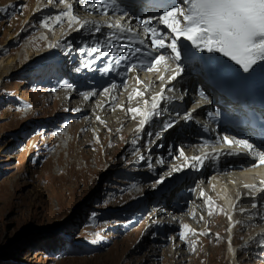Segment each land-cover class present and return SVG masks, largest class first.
Here are the masks:
<instances>
[{
	"label": "rangeland",
	"instance_id": "rangeland-1",
	"mask_svg": "<svg viewBox=\"0 0 264 264\" xmlns=\"http://www.w3.org/2000/svg\"><path fill=\"white\" fill-rule=\"evenodd\" d=\"M23 2V0H0V9H3L0 11L1 45L7 41L4 42L5 32L8 34L13 32V35L24 25L19 26V21L13 27L9 26L12 15L15 13L14 9L17 10L16 15L21 14L22 8L19 6ZM59 26L56 25L54 30H58ZM35 32H27L17 41L18 43L14 42L4 47L5 51L0 53V56L14 55ZM74 37H72L73 40H67L72 43L71 50L66 47V44L59 50L67 61H72L71 57L76 54L74 43L76 38ZM16 44L19 46L17 47ZM74 60L78 61L75 57ZM75 61L70 65L61 61L60 67L64 72L61 69L59 71V66L55 71L53 67L49 68L50 65L43 62L1 79L0 264H152L153 262L167 264L174 258H181V264H231L230 259L227 261L226 244L228 243L224 237L227 230L226 226H222L226 222L224 210L218 207L221 202L217 197L211 196L214 204L212 214L219 212L218 218L221 221L220 224L222 223V230L218 232L210 224L211 230L207 236H194L193 240L196 241V247L199 250L196 249L194 252L191 250L190 253L195 255L198 252L199 259L196 258L194 261L185 255L176 257L171 254L166 255L168 260H165L164 252L171 251L173 248L169 247L171 241L175 239L176 242L182 241L178 238L177 224H169L173 226L172 231L176 235H173L171 231L162 232L165 221L168 219L166 213L153 216V207L163 204L160 200L163 193L160 187L162 185H157L156 180L160 178L165 181L170 177L172 173L170 165L174 164V159L179 157V151L189 150L190 145L185 148L179 144L175 145L176 153L167 161L168 164L161 168L160 176L154 175V169L163 161L162 157L157 155L154 158L152 170L136 159L144 152V149L148 151L150 148L147 146L148 142L140 150L133 147V141H138L140 136L131 139L132 136L129 135L130 137L122 138L121 142H118L117 136L114 137L117 143L110 144L109 147L110 157L117 158L115 165H108L107 158L110 157L107 153L104 157L103 143L98 142L95 147L85 146L83 143L86 138H84L80 139L78 146L75 141L69 142L67 145L71 148L67 151L66 147L58 145L59 133L63 132L67 122L61 117L65 115L64 118H67L70 115L59 112L51 117L53 102L45 96L42 98L40 93L50 94L51 85L57 86V83L64 82L66 76L69 79L78 66ZM143 77L145 75H140V79ZM158 86L160 84H156V87ZM193 87L194 84L191 83V90ZM123 88H126V84L121 86L120 83V88L117 90ZM138 88L135 86L136 90ZM128 91L136 93L133 88H126V93ZM140 91L145 93L148 91V95L150 92L146 87ZM155 91L156 88L151 94ZM81 93L84 95L82 91ZM184 108L188 111L189 107L185 105ZM167 112L170 113L169 110ZM47 113L48 116L38 118ZM172 115L178 119L181 118V114L177 115V111ZM27 118H29L28 122L21 127L22 121ZM134 123L137 124L135 121ZM164 125V123L158 125L154 134L161 132ZM15 128L18 130L16 131ZM162 134L164 132L159 134L160 137ZM67 136L69 138L70 135ZM129 147L132 148V152L126 153ZM60 148H62L60 154H55ZM65 152H67L66 156H71L72 161L68 160ZM73 152L85 157L81 159L80 166L73 163L72 156L76 155ZM84 161L88 164L87 166ZM183 185L188 191L181 188L180 193L185 196L189 206L191 205L190 194L193 192L190 189L194 188L195 183L186 179ZM155 190H160V193L157 194ZM170 191L175 192L173 188H170ZM260 199L258 207L264 212V198L260 197ZM249 208H252L251 204H240L238 214L234 215L235 219L243 221L244 217L243 219L240 217L241 210ZM183 212H185L183 209L177 210V217ZM197 214L205 216V211H197ZM206 216L211 222L215 221L209 214L206 213ZM145 218L147 221L144 220ZM150 224L152 227L149 228ZM193 224L194 228L196 226L199 229L205 226V221L201 223L199 220ZM241 226L242 224L238 227V231L236 230L234 240L236 247L242 248L236 264H264V240L252 241V244L244 247L249 234L245 227ZM122 240L127 241L121 245ZM154 246L156 248L152 252L150 249ZM165 247L167 249L164 251ZM204 247H209L208 251ZM182 250H185V245L182 246Z\"/></svg>",
	"mask_w": 264,
	"mask_h": 264
},
{
	"label": "bare ground",
	"instance_id": "bare-ground-1",
	"mask_svg": "<svg viewBox=\"0 0 264 264\" xmlns=\"http://www.w3.org/2000/svg\"><path fill=\"white\" fill-rule=\"evenodd\" d=\"M23 1H24L22 4L23 7H21L22 5L19 6L22 8L21 14L16 15L15 13L17 10L13 8L15 10V13L12 15L13 18H12V21H10L9 26L13 27L16 24V22H19V21H20L19 26L22 24H24V25L22 26V28L19 31H15V33L13 35H12L13 32L11 34H8L7 32H5L4 42L6 40L7 41L3 45H1V42H0V53L5 51L4 47L8 46L9 44H13L14 42H17L23 35L25 36L27 32H31V33L33 31H36V32H35V34H31V36L28 37V40L22 44V46L15 52L14 55H12V56H9V55L8 56H0V85H1L2 77H6L12 73H16V72H20L23 70H27L29 68H33V67H35L38 64H41L43 62H45V64H48V66L50 65L49 68L53 67L55 69V71L57 70L58 66H59V71H61V70L63 71V68L60 67V64H61V61L64 58V56L62 55V52L59 50H61L60 49L61 47H64L67 40L72 39V37H74V36H75L74 38H76L81 33V32L80 33L73 32V31L69 30L66 19H64L60 24H58V25H60L58 30H54L56 24H54L53 21L50 20V17H54L55 14H57L59 11L66 10L63 5H60L57 3V4H54L52 6H49L47 4V0H23ZM81 1H85V4H88V2H89V0H79V3H75V0H66L67 3L75 4L74 14L77 16V18L80 21H82L83 19L86 21L89 18L88 17L89 15L87 16L84 13V12H86L85 10H83L81 8L78 9ZM93 1L94 0H92V2ZM13 2H15V1H13ZM116 2L118 4L125 6V10H126L127 14H126V18L124 21H127L130 24L135 23L134 14L142 15V16H144V19H148L150 16V13L155 11L152 7L144 6V5L139 6V5L128 4L125 0H116ZM49 14H50V16H48ZM4 16H6V14ZM120 17L121 16L116 18V20H119ZM4 20L6 21V19H4ZM42 20L48 21L50 23V25H52L51 31L49 29H45L39 25V22ZM19 26H18V28H19ZM157 27H162V26L158 25ZM7 36H8V38H6ZM53 42H59V46L55 47V48H49L48 45L53 43ZM18 46L19 45H17V47ZM12 49H15V48H12ZM183 55L186 57H189V56H191V57L184 59V56H182L181 63H183V64H180L181 77L178 79L177 82H174L173 91H166L164 93V95L166 97H168L167 100H170L171 102L174 99V96H176L174 93H177L176 89H178L179 86H180V88H182L184 90V92H185L184 95L187 96V98L185 99V101H183V103L188 102L189 97L192 93L193 89L191 90V83H192V80L194 78V74H192L190 69L185 67L186 63H189V64L197 63V64L202 65L203 72L207 75V77L206 78L198 77L197 81H199L200 82L199 84L203 87L204 90H206V85L204 82L210 81L211 74L215 73L219 67H221V66L223 67V65L225 63L229 62V58L223 57L222 54H215L214 55V54L208 53L206 51H204L202 53L199 50H196L192 55H191V53H184ZM74 57L77 58V56L74 54V56H72L71 59ZM134 60L138 64L140 62H142L141 54L138 53L135 56ZM73 62H72V64H73ZM75 62H77V61H75ZM61 66H62V64H61ZM175 67H176L175 63H173L171 61H167L164 66H159L157 68L158 69L157 71L146 72L145 77H143L142 79H140V77H139L138 79L141 81L140 84H137V79L135 78V76H133L136 73L130 74L129 78H127V80H126V82H127L126 88H128V89L133 88V90L136 91L135 86H138L139 90H143V87H146L147 90L150 89V92L148 95L147 94L148 91H147L145 93V97L144 96L143 97H137L136 93H133V91H128L126 93V88H123V89H125V91L122 89L123 92H122V90H117L118 88H120L118 86V81H119L118 75H115L111 78V83L114 82L117 85V87L115 89H113L110 93L105 94V95H95L87 101L84 100L83 97H84V95H87L89 92L84 91L83 92L84 95H82V93H81L82 89H86V88L90 87L91 92H94V88L89 86L87 84V82L85 81V79H81V78L78 79V76L82 74L81 71H79V72L73 71L76 74V76H75V79L73 80L75 84H73L74 86L72 89H66V87H65L66 83L65 82L57 83L58 84L57 86L55 84L51 85L49 87L50 94L45 93V92L40 93L42 95L41 96L42 98H44V96H45V98L51 99L53 102V104H52L53 109H51L52 110V112H51L52 116L51 117H54V115L59 113V112H66V113H69V115H70L67 118H64L65 115H63L61 117V119H63L64 121H67V122H66V125L64 124L65 127H63V132L59 133L58 145L61 147H66V151H67V150H69V148H71L70 146L67 145L69 142L75 141L76 146H78L80 144V139L82 140V139L86 138V141H84V143H83L85 146L95 147L96 143H98V142L103 143V145H104V148H103L104 157H105L106 153L109 154V157H110L111 153H110L109 145L110 144L115 145L117 143V140L114 139V137L117 136L118 142L119 141L121 142L122 138H126L127 136L130 135V136H132L131 139L139 137V136L141 137L138 139V141H136L135 147L133 146L134 148L140 150V148H142L144 145H146L147 141L150 140L151 137L139 135L136 132V129L139 127V121H140V119H142V117L137 115L136 118L133 119L132 118L133 114L128 113L127 109L129 107H138V108H141L143 110L145 108L144 100H146V99L149 101L148 107L150 108L151 97L156 95L158 92H160V91H155L154 93L151 94L152 89L156 88V84H158V85L159 84H161V85L167 84L168 83V77L172 74L171 68L174 69ZM141 69H143V68H141ZM255 69L260 76L264 77V63H261L260 66L255 67ZM135 71L137 72V74H138V71L140 72V70H135ZM160 75L164 76L163 81H159L158 78ZM45 77H47V76H45ZM112 80H114V81H112ZM110 84H109V86H110ZM99 85H102V83H100ZM44 93L46 95H44ZM205 93H206V95H208V98L211 99V101L217 102V104L219 106H222L224 108L228 107L229 102L223 101L222 103H219L220 97L218 95L208 93L206 91H205ZM112 97H115V99L113 100ZM141 98H142V100H141ZM139 101H140V104H139ZM174 102H176V101H174ZM174 102H172V105L176 104ZM28 103H30V102H28ZM115 104H117V105H115ZM163 104H164V101L162 102V105ZM201 104H202V101H201ZM172 105L168 106V109H165L162 106V108L164 109L163 116L158 117L157 120H154L145 126V132H151L154 134V132L156 131L155 129L158 127V125H160L161 123L166 124L169 117H171L172 119H176V125L174 128L168 129L167 131L161 130V132H158L157 134H161L162 132H164V134H162V137L156 143H149L147 145L150 147L149 149H151V152L149 155L150 160L153 161L154 158L157 157V155L162 157V160H163V163L156 165V168L154 169V171H155L154 175L155 176H160L162 173L161 168H164V166H166V164H168L167 161L171 157V155H169V151L173 146H175L176 144H179V145L183 146L184 148L188 145L194 146V144H192V143L197 142V141L200 142L199 137H200V135H202V130L200 129V127L195 128V125H193L192 122H191V124H188L183 119L182 115L180 116L181 117L180 119H178V117H176V116L174 117L172 114H174L175 111L172 108ZM76 108H80V109H82V111L81 112L72 111V109H76ZM240 109H242V105H238V108H237V111L235 114H237L238 111H240ZM243 109H245V107H243ZM167 110H169L171 114L169 112H167ZM227 112L230 113L229 110H227ZM203 114H204V108L200 107L195 111L194 116L203 115ZM230 114H232L231 118L234 119L235 114H233V113H230ZM44 116H48V113L46 115H43L42 117L39 116L38 118H44ZM97 116L100 117V119L103 121V123H100V121H97V119H96ZM194 118L192 120H194ZM28 120H29V118L24 119L22 121L21 127L24 126L28 122ZM134 121L137 124H135ZM195 124H197V121ZM129 127H131V128L128 129ZM16 128H15V130L17 131L18 129H16ZM67 135H70L69 138ZM61 149L62 148H60L59 150H56L55 154L59 155ZM131 149H132L131 147L127 148L126 153H131L132 152ZM227 150L228 151L231 150V151L236 152L232 148L229 149V147H227ZM146 152L147 151H145V149H144V152H142L136 158L138 161H140V163H145L144 161H141L139 159V157L141 155L145 154ZM184 152H185L184 157H181L179 155V157H177V159H174V164L172 163V165H170V167H172L171 171H170V172H172L170 175V178H167V180L162 181V183L160 184V185H162L160 187H162L161 191L163 192L162 197H160V200H162L163 204L162 205L157 204L155 207H153V216H158L159 214L166 213V217H168V219H166L164 227H163L164 231H162V232H164V233H166L167 231H171L173 234V231H172L173 226L172 225L169 226V224H177V230H178L177 234H179V232L181 230H183L182 225L188 224L189 227L194 230L195 234H193L192 232L187 233V242H179V241L176 242V239L171 241L169 247L171 248V246H172L173 247L172 250L171 251L166 250L167 247H165V249H163L164 251L166 250L164 252L165 260H168V258H166V255H171V254L173 256H176V257L185 255V256H188V258L190 260L192 259L194 261L196 260V258L199 259L200 257L198 258V252L195 255H192L190 253L192 250L191 241H193L194 236H197V235H200L201 237L205 236V235H202L201 233H204V232L209 233L211 230V229H209L210 224L212 225V228H214V230H216V231L222 230V226L223 227L226 226V222L221 226L222 223L220 224L221 221H219L220 219L218 218L219 212L216 214L209 215V216L213 217V220H215L214 222H211L210 220H208L206 213L207 214L209 213V209L207 206L204 205V202H203L204 199H207L211 196V197H217V199L219 201H224V200H226L227 196L229 195V192L234 191V188H232V185H229V183L226 181L227 178H234L233 174H230V175L227 174L230 170H235V169H233V167H232V169H229L227 167V165L222 164L220 167L221 171H217L218 176L208 179L207 177L210 173V168L212 167V164L208 163V165L203 170H201L200 172H198L197 170H195L194 168H191V167L185 168L184 167L185 159H187V161H188V159L190 158L189 154L191 153V150L190 149L184 150ZM66 153L67 152H65V156H66ZM73 153H75V152H73ZM115 153H116V151H115ZM194 153L196 155L198 153V150L195 151ZM237 155H239V153L236 155H231V156L233 158H236ZM66 157L68 158L69 161H72L71 156H66ZM72 158H73V163L76 166H80V163L82 162L81 159H84L85 157H83L80 154H78V155L76 154V155L72 156ZM107 160L109 162L108 165L117 164V158L116 157H110V158H107ZM84 163H85V161H84ZM106 163H107V161H106ZM85 164H86V166L88 165L87 163H85ZM95 164H98V163H95ZM188 164L192 165L194 163L188 162ZM51 168H53V167H51ZM174 168H180L182 170L181 171H173ZM214 173H216V172H214ZM247 173H248V170H245L244 172H242V174H247ZM173 177H175V179L172 182V184H170V187L172 186L173 190L176 193L170 191V187H166L167 184L169 183L168 181H171V179ZM139 178H141V177H139ZM164 179H165V177H164ZM186 179L192 180L195 183L194 188L196 189L195 191H193L190 194L191 205H189V206L186 203L185 196L180 193L181 188L186 189L185 186L183 185L184 180H186ZM224 181L226 184L225 186L223 185ZM137 187H139V186H137ZM186 190L188 191V189H186ZM200 190H203L205 192L204 198L199 197ZM155 191L157 192V194L160 193V190H155ZM261 196L264 198V194L258 195L254 198H247V199L245 198V199L241 200L240 202H238V206H236V207L239 208L240 204L249 205L253 201H255L259 205L260 200H261L260 199ZM173 200H174V202H173ZM152 203H153V201H152ZM262 204L263 203H261V205ZM218 207L221 208V205H219ZM180 209L185 210V212L181 213L179 215V217H177L178 213H176V212H177V210L179 211ZM163 210H165V211H163ZM197 211H202V212L205 211V216H202L201 214H197ZM237 211L233 215H237L238 214ZM256 213H260V214L264 215V212H262V210L259 207H257L256 209H252V208L250 209L249 208V209H246V212L240 213V217L242 219L244 217V220L242 221L240 219L238 222H236L235 226L231 230L232 239H231L229 244H226V250L228 251L227 261L230 259L229 263L236 264V259L238 258L239 252L242 249V248H239L241 246L236 247V242H234L236 230L238 231V227H240L241 224H242L241 227H243V228L245 227V229L247 230V233L249 234V237L247 238L246 244H244V247L248 246L249 244H252L251 243L252 241L264 240V219H261V216L256 215ZM150 214H151V212H150ZM223 214L225 215V213H223ZM160 217H164V216H160ZM201 217H202V219H201ZM233 218L235 219V217H233ZM178 219H179V222H178ZM144 220L147 221L146 218ZM199 220H201V223H203L205 221V226H203L202 228H199V229L196 226L194 228L193 223L195 221H199ZM161 221H163V219H161ZM150 226L152 227V224L149 225V228H150ZM225 232H226V230H225ZM137 234L138 233H136V235ZM173 235H176V234H173ZM246 235L247 234H245V236ZM224 237H225V239L227 238V232L225 233ZM122 241L123 242L121 243V245L123 243H125V241H127V240H122ZM183 245H185V250H182ZM260 247H262V246H260ZM155 248H156L155 246L151 247L150 250L152 252H154ZM196 249L199 250L198 247H196ZM205 249H207V251H208L209 247H206ZM209 256L210 255H208V257ZM181 262H182L181 258L180 259L174 258L169 263L170 264H181ZM169 263H167V264H169ZM152 264H158V263L153 262Z\"/></svg>",
	"mask_w": 264,
	"mask_h": 264
},
{
	"label": "snow or ice",
	"instance_id": "snow-or-ice-1",
	"mask_svg": "<svg viewBox=\"0 0 264 264\" xmlns=\"http://www.w3.org/2000/svg\"><path fill=\"white\" fill-rule=\"evenodd\" d=\"M57 3L63 5L66 10L59 11L54 17H50L54 24L58 25L66 19L69 30L80 33L82 30H87L88 25L93 23L92 21H84L82 23L77 18L74 14L75 4L67 3L66 0H47L49 6ZM75 3H79V0H75ZM109 6H116V0H99L96 4L89 0L85 10L90 9L97 14L101 12L107 14ZM152 7L155 11L150 13L148 19L137 20L143 32L147 34L145 39L139 41V44L143 45L146 50L145 55L150 59L139 64L133 62L135 56L141 52V47L138 46L134 50H129L121 42V38L117 37V31L121 34L132 32L131 26L122 24V21L126 18V14H122L115 23L106 25V29L112 31H103L101 26L96 24L93 29L83 32L84 35L91 37L90 40L85 41L89 49L85 55L91 59L81 60L75 69V71L79 72L81 68H84L107 76L115 68L123 66V71L116 73V75L122 76L121 85H124L126 84L127 74L134 69L141 70L143 68V70L153 72L157 71V66L165 61H171L176 64V67L172 69V74L168 77V83L162 84L160 92L151 97L150 108L148 107L149 101L146 99L144 100L145 108L143 110L138 107H129L127 109L128 113L133 114V119L137 115L142 117L136 132L139 135L152 137V139L147 141L148 143H156L161 138L159 134L145 132V126L154 121L155 118L163 116L162 102L168 99L164 93L173 91L174 82H177L181 77L179 62L184 53H191L192 55L196 50H199L202 53L206 51L214 55L222 54L223 57L234 61L245 73L254 71L255 67L264 63V0H154ZM0 11H3V9H0ZM157 12L159 13L158 16L156 15ZM39 25L51 31L52 25L48 21L42 20ZM106 45H112V47L107 48ZM58 46L59 42H53L48 45L49 48ZM66 47L71 50L73 47L72 43L66 41ZM77 51L84 52L85 49L80 47ZM113 53L116 58L113 57ZM101 61H104L103 66L97 67L98 62ZM158 79L163 81L164 76L160 75ZM140 83L141 81L137 79V84ZM65 87L66 89H72L73 85L67 83ZM116 87L117 85L112 82L109 87H103L100 92L90 91L83 98L87 101L95 95L108 94ZM144 95V91L136 90L137 97H143ZM200 95L203 96V93H200ZM183 98L182 96L181 99ZM112 99L114 100L115 97H112ZM205 102L211 103L210 101ZM72 111L81 112L82 109L76 108L72 109ZM195 111L194 109L192 112H185L183 119L186 122L191 121L194 118ZM177 115L180 114L177 113ZM212 115H219V113L214 112ZM96 119L103 123L99 116ZM175 125L176 121L169 117L162 131L172 129ZM222 143L229 146V149L234 145L236 149L245 154L255 153L258 160L254 166L264 165V144L255 145L248 139L230 137L229 135L223 136ZM135 145L136 141H133V146L135 147ZM150 152L151 149L141 155L139 159L145 162L149 170H152L153 161L149 159ZM175 153L176 149L173 146L169 151V155L174 156ZM219 154V152L214 150V153L193 156L191 160L195 164L189 165L187 159H185L184 167H191L199 171L200 168L197 165L202 167L206 159L215 158ZM228 154L236 155L238 152L229 150ZM179 155L181 157L185 156L183 149L179 151ZM181 170L180 168L173 169V171ZM161 183L162 180L158 178L156 184L159 185ZM259 183L261 187L257 190L264 194V180ZM244 187L246 189L249 187L255 188V185H244ZM195 190V188L190 189V191ZM199 197H205L203 190H200ZM203 202L209 209L208 214L211 215L214 208L212 199L209 197L204 199ZM235 206H238V202ZM251 207L256 209L258 204L253 201ZM241 211L242 213L246 212L244 209ZM256 215H260L261 219H264V215L260 213H256ZM182 228L183 230L179 232L178 238L182 242H187V233L192 232L195 234V232L188 224L182 225ZM201 234L208 235L207 232ZM191 248L192 251L196 250L195 240L191 241Z\"/></svg>",
	"mask_w": 264,
	"mask_h": 264
}]
</instances>
